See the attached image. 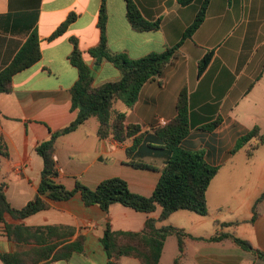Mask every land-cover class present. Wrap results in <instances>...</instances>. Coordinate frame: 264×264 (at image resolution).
I'll return each instance as SVG.
<instances>
[{
    "label": "crops",
    "instance_id": "0c3cea01",
    "mask_svg": "<svg viewBox=\"0 0 264 264\" xmlns=\"http://www.w3.org/2000/svg\"><path fill=\"white\" fill-rule=\"evenodd\" d=\"M132 1L146 20H160V29L135 31L127 19L126 0H106V37L112 52L139 59L179 43L181 46L178 58L163 75L162 84L146 83L133 107L117 101L115 110L126 113V124L138 125L142 133H153V129L176 117L178 96L187 89L191 128L184 147L202 153L209 164L220 167L207 192L208 216L178 211L157 226H174L192 236L185 240L181 264H264V259L231 241H207L223 230L264 252V200L258 202L264 194V170L256 181V170L236 169L237 163L248 166L251 160L246 158L243 162L237 158L245 148L230 154L246 131L256 126L264 130V0H210L204 23L187 39L183 35L204 0H193L188 5L179 0ZM101 3V0H0V72L33 31H37L42 52L39 62L14 77L12 92L0 93V133L9 151L8 157L0 156V183L6 185L7 200L15 209L24 208L38 194L43 170V160L36 152L38 143L76 117L71 110V88L78 79V70L69 61L73 51L71 38L77 40L85 62L93 69L94 85L121 77L110 62L95 64L88 53L101 40L98 28ZM71 12L77 18L66 33L49 40ZM208 52H213L212 60L199 76V62ZM94 118L56 141L59 182L68 190H73L77 183L94 190L103 180L119 177L127 181L133 193L150 197L165 166L164 159L138 158L140 149L130 159L126 150L133 140L126 143L101 140L97 135L99 122ZM215 122V126L211 125ZM131 161L157 170L135 169ZM224 174L230 176L231 182L224 186L228 189L225 193L213 186ZM254 208L258 217L250 223ZM160 213L161 208L146 214L120 204L112 205L106 213L97 205L86 206L76 195L52 203L51 209L29 218L15 219L6 214L5 220L9 225L31 228L68 226L75 230L68 242L84 239L83 252L75 253L68 261L50 259L40 264H107L108 257L101 245L107 221L113 230L140 232L148 218L158 219ZM216 223L229 226L221 229ZM231 228L233 231H229ZM16 249L5 234L0 236V253ZM178 254L177 239L171 236L166 240L159 264H174ZM120 264L141 262L123 257Z\"/></svg>",
    "mask_w": 264,
    "mask_h": 264
},
{
    "label": "trees",
    "instance_id": "16d2710c",
    "mask_svg": "<svg viewBox=\"0 0 264 264\" xmlns=\"http://www.w3.org/2000/svg\"><path fill=\"white\" fill-rule=\"evenodd\" d=\"M98 28L101 40L97 47L88 51L95 64L108 61L121 74L120 79L94 85L93 69L85 62L83 53L78 48L75 38H71L73 51L69 56L72 66L78 70V79L71 88V110L76 113L75 119L66 127L51 131L48 139L40 141L36 152L43 160V170L37 196L24 208L15 209L7 200L5 184L0 183V236H5L16 244L12 253H0L3 264H40L50 259L68 261L75 253L84 250V239L68 242L75 230L68 226L26 227L6 223L5 215L15 219H26L42 211L51 209L52 203L67 201L80 195L86 206H99L108 213L114 204L132 209L136 212L152 214L161 208L158 219L148 218L140 232L116 231L109 221L106 223L101 245L108 257L107 264H120L123 257L138 259L141 264H159L166 240L174 236L177 239L179 254L174 264H181L185 252L186 238H192L184 229L174 226L159 228V222L166 221L178 211H190L200 216H208L209 207L207 192L211 182L219 173L220 167L209 164L202 153L192 152L184 147V141L190 134L189 94L183 89L178 96L176 117L166 125L153 129V133H142L138 125L126 124V113L115 110L117 101L133 107L138 101L142 87L149 82L162 84V77L167 68L178 58L181 43L160 53H151L139 59H132L125 54L112 52L106 37L108 12L106 0H101ZM188 5L193 0H179ZM210 0H204L192 25L188 27L183 39L192 38L202 26ZM127 19L137 32L157 31L161 21L146 20L132 0H126ZM77 15L71 12L67 19L49 37L54 40L66 33ZM213 52H208L199 62V76L208 68ZM42 58L37 31H33L10 64L0 72V93H10L13 79L26 69L32 67ZM97 118L99 128L97 135L101 140L112 139L118 143L133 140L127 148V156L131 159L137 149L138 158L155 157L165 161L160 170L161 176L150 197L133 193L126 180L114 177L105 179L94 189L77 183L73 190H68L59 182V171L55 160L56 141L59 137L75 132L91 118ZM217 122L211 124L215 126ZM264 145V134L259 127L245 132L230 151L231 155L246 149L248 159ZM247 147H249L247 149ZM0 156L8 157V146L0 133ZM130 165L139 170H157L142 163L131 161ZM264 200V194L258 202ZM258 213L254 214L250 223H254ZM224 229L229 224L216 223ZM196 239V238H195ZM198 240H205L197 238ZM209 242L231 241L242 250L252 252L264 259V252L255 250L250 242L234 233L223 230L207 239Z\"/></svg>",
    "mask_w": 264,
    "mask_h": 264
},
{
    "label": "rangeland",
    "instance_id": "374dc122",
    "mask_svg": "<svg viewBox=\"0 0 264 264\" xmlns=\"http://www.w3.org/2000/svg\"><path fill=\"white\" fill-rule=\"evenodd\" d=\"M244 58L246 59L245 56H244ZM93 120H96V118H94ZM261 133L264 134V130H261ZM248 148L249 147H247V149ZM244 153L246 154V149L243 153H241V157H237V158H241L243 162H245L246 158H247V155H245ZM237 160H239V159H237ZM236 166H237L236 169L238 171L239 170H251V169L256 170V181H257V179L259 178L258 176L261 174L262 170H264V145L259 147V149L255 152L253 158L250 161H248V166L242 165L240 163H237ZM229 179H230L229 175H227V174L222 175V177H220V179H218V181H215L213 183L214 184L213 185L214 190L217 191V188H218V190L223 192V193H225V191L228 192V189L224 186H227L226 184H228V186H229V184H231ZM187 224L189 225V223H187ZM229 231H233V229L231 228V229H229ZM173 240H175V239H173ZM173 242H175V241H173ZM170 248H171L170 245H168V250H170Z\"/></svg>",
    "mask_w": 264,
    "mask_h": 264
}]
</instances>
